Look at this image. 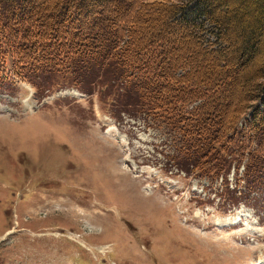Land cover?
Returning <instances> with one entry per match:
<instances>
[{
	"label": "rangeland",
	"instance_id": "1",
	"mask_svg": "<svg viewBox=\"0 0 264 264\" xmlns=\"http://www.w3.org/2000/svg\"><path fill=\"white\" fill-rule=\"evenodd\" d=\"M12 72L0 65V264H264V190L243 189V164L188 176L167 164V130L92 81Z\"/></svg>",
	"mask_w": 264,
	"mask_h": 264
},
{
	"label": "trees",
	"instance_id": "2",
	"mask_svg": "<svg viewBox=\"0 0 264 264\" xmlns=\"http://www.w3.org/2000/svg\"><path fill=\"white\" fill-rule=\"evenodd\" d=\"M190 1L0 0V65L92 81L118 113L167 130V164L212 181L243 164L244 188L263 191L264 0H198L185 17Z\"/></svg>",
	"mask_w": 264,
	"mask_h": 264
}]
</instances>
